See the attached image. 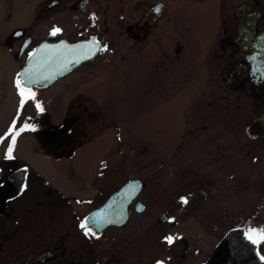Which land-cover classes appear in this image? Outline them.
<instances>
[{"label": "rangeland", "instance_id": "1", "mask_svg": "<svg viewBox=\"0 0 264 264\" xmlns=\"http://www.w3.org/2000/svg\"><path fill=\"white\" fill-rule=\"evenodd\" d=\"M30 1L0 0V135L9 133L13 125L14 130L18 131L26 123L37 131H40L39 127L47 131L40 133V140L35 133L22 134L16 141L19 150L13 152V156L39 170L48 180L54 179L56 184L61 185L56 180L53 167H50L52 159L49 157L57 159L56 156H59L56 164L62 166L65 153L62 148L47 149L45 145L42 149L39 142L46 143L50 137L61 144L64 131L69 127L72 134L66 139L67 144L72 142L76 145L81 141L83 150L79 153L76 150V153L81 163L86 164V171H90L93 164L99 163L101 167V197L91 201L94 191L87 187V182L83 190L85 193L80 195L79 192L77 195L81 204L88 205L87 212L92 202L95 201L97 207L116 186L131 179H145L147 185L142 199H150L146 211L133 216L125 228L118 231L109 229L104 233L107 238L115 239L111 241L114 244H107V247H116L117 253L126 257L123 264H157L159 260H166V264L175 263L167 254L173 248L177 252L176 247H163L161 251V246L156 242H161L158 235L163 234L158 226L150 224L152 220L157 222L158 215L164 212L163 206L167 205L179 206V210L176 212V226L163 228L164 233L176 236L175 231H179L184 237L186 230L189 233L193 231V242L201 247L211 242L217 243L223 234L246 233L249 228L264 229V193L259 186V179L264 181V141L252 143L243 133L250 121L264 113V108H258L251 99L244 102V99L238 98L240 92L228 86L227 76L235 62L232 53L229 65L223 70L213 68L207 73L206 65H201L203 58L210 54L207 50L218 42L222 31L230 33L234 28V19L224 15L228 7L181 1L176 23L177 37L173 35V42L183 44L184 52L174 67L167 69V84L162 92L144 81L148 72L145 55L141 54L122 66L75 70L69 77L76 78L75 81L84 79L85 84L74 81L69 89L73 94L65 98L63 104L53 98L54 89L44 91L37 103L43 109L41 111L32 101L21 107L18 89L12 84L19 68L1 46L7 27L30 24ZM36 1L40 0H32V3ZM6 2H12L13 16L8 24H5L6 15L4 17ZM232 8L234 6L230 4V10ZM80 25L78 17H61L36 28L44 32L49 28H58L60 34H66L80 28ZM106 60L102 57L98 59V64ZM169 65L172 63L166 61L165 66ZM84 90L86 94L77 95ZM72 97L78 100L68 101ZM240 105L245 108L240 110ZM55 130L59 131L58 135L55 133L51 137L50 132ZM10 143L11 136H7L5 145L0 147V157L2 149L5 152ZM165 162L170 166L168 185L166 190L160 186V190L165 192L160 196L157 179ZM193 164L194 168L199 169L208 164L209 168L204 170L212 178L208 184L207 180L195 174V181L203 185L206 183L204 187L210 195L209 201L199 206L196 213H200L202 207L208 213V221L217 220L216 225L208 227L206 231L193 224V211L185 214L181 208L184 205L190 207L195 197L193 168L192 175L183 180V169L193 167ZM240 169L244 170L245 177L239 179ZM173 172L177 174V179ZM64 174L69 183L66 169L61 176ZM242 181L244 183L241 185ZM81 197L87 199L82 200ZM181 197L187 198L188 203L183 204ZM167 214L173 215L171 212ZM198 219L204 220L205 217ZM75 230L76 236L84 237L83 231L76 227ZM148 232L157 236L158 240L149 237ZM85 240L86 252H92L93 244L88 236H85ZM186 242L192 241L187 239ZM258 248L261 256H264V243ZM194 264H202V259Z\"/></svg>", "mask_w": 264, "mask_h": 264}, {"label": "flooded vegetation", "instance_id": "2", "mask_svg": "<svg viewBox=\"0 0 264 264\" xmlns=\"http://www.w3.org/2000/svg\"><path fill=\"white\" fill-rule=\"evenodd\" d=\"M181 1L40 0L32 3L31 0L28 7V17H30L28 22L30 24L25 27H5L6 29L3 33L5 36L1 40V46L11 56L14 63L18 65L19 71L26 63L30 54L42 43L52 46L61 40L65 41L67 46L80 44V47L87 48L86 50H90L93 47V56L70 73L81 68L92 69L97 67L122 66L135 56L144 54L146 58L145 68L148 72V76L144 78V81L155 85L152 87H156L158 88V92H162L167 84V69L172 66L174 67V64L178 62L184 52L183 44H180L178 41L173 42L175 40L173 35L177 37L176 23L180 15ZM184 1H192L194 4L200 5L203 3L205 5L218 4L226 6L228 7V12L224 15L235 21L234 28H232L233 31L231 30L230 33H227L228 31L226 30L222 31L218 36L217 45L212 44L207 50L210 54L203 58L201 62L202 66L206 65L207 73L213 68L225 69L226 65H229L231 53L235 57V62L230 70L242 62L239 47L235 44L237 34L236 24L238 22L235 12L240 6L246 4L252 6L246 11L244 16L252 13L259 14L255 25L254 39L264 33V0ZM11 3L6 2L4 6V17L5 15L7 17L5 24H8V21L13 16ZM230 4L231 7L234 6L232 10H230ZM23 6L26 7V4H23ZM61 17H78L81 20V27L73 29L66 34L58 33L55 36L51 35L53 31L51 28L45 32L36 28L44 22L49 23L53 19ZM96 42H99L101 48L107 46L108 50H99L96 47ZM205 47L207 48V46ZM102 57H105L107 60L98 64V59ZM214 58L216 59V65L214 64ZM166 61L172 63V65L165 66ZM70 73L55 78L51 84L45 87H31L35 93V99H29L25 103L32 101L37 104L44 91L47 92L54 89L52 91L53 98L59 104H63L64 99L68 98L71 93L73 94L69 89L76 78H70ZM16 79L17 77H15L12 83L15 87ZM75 82L85 84L84 79ZM60 84L63 86L59 87ZM237 90L240 92L238 98L244 99V102L246 99H251L258 108H264V85L257 86L251 82L250 78H247ZM61 91L64 92L61 93ZM84 94H86L85 90L79 92L77 95ZM77 100V98L72 97L68 101ZM240 106V110L245 108L242 105ZM66 110H68V106ZM261 116H264V113ZM39 128L40 131L35 130L32 132H28L30 130L20 131L19 129L20 135L16 137V141L24 133H35L38 140H40V133H47V131H43L41 127ZM55 133L58 135L59 131L50 132V136L53 137ZM70 134H72V130L68 127L64 131V141L61 144L57 140L50 139V137L46 143L39 142L42 149L45 145L47 149L62 148V151L65 153L64 158H62L65 160V163L62 166L56 164L59 156H56L57 159L49 157L52 159L50 160V167H53L56 180L61 185L56 184L54 179L48 180L49 178L45 177L39 170L34 169L27 162H22L19 158L16 159L13 156L14 158L11 160L6 159L5 155L8 146L5 148V152L2 149L0 157V264H123V260H126L124 255L121 256L120 253H117L116 247H107V244H114L111 241L115 239L107 238L104 233L109 229L111 231H118L125 228L133 216L142 215L146 211L150 199H142V194L147 183L143 177L137 178L142 183V189L134 202L129 206L130 221L127 225L119 229L114 227L108 228L98 236L99 238L91 235L88 236L90 243L93 244V251L87 253L86 244L84 243L86 241L84 230L81 229L80 224L87 213H90L101 204L95 207V201L91 205L88 203L90 206L87 212L86 206L88 205L85 203L81 204L80 197L77 195L79 192L80 195L82 194L87 182V187L94 191V196L90 198L91 201L100 198L103 178L100 174L101 167L99 163L93 164L90 171H86V164L84 162V164L81 163V159H78V153L81 149L83 150V144H81V141L76 145L72 142L67 144L66 139L70 137ZM0 137H6V135L2 134ZM5 139L0 141V147L5 145ZM249 141L252 143L257 142L258 144L264 141V138ZM18 150L19 145L16 144L13 152ZM76 150H78V153H76ZM34 151L36 152V148ZM242 158L244 157L242 156ZM192 168L193 193L195 197H193V204H190V207L186 205L181 207L182 213L186 214L189 211H193V224L197 228H202L206 231L208 227L215 226L217 220L208 221V213L204 212L202 207H200V213H196L199 206H203L209 201L210 195L208 189L204 187L206 183L203 185L195 181V174L199 175L200 179L207 180L208 184L212 178H209V174L204 170L209 168L208 164H205L200 169L194 168L193 164V167L183 169V180L192 175ZM64 169L67 170L68 177H70L69 183L65 174L61 176L64 173ZM169 169V163H162L157 179L160 196L165 195V192L160 190V186L165 189L166 184L168 185L167 176ZM173 173L177 179V174ZM243 173L244 170L240 169L238 174L239 179L241 176L245 177ZM104 181L106 183L107 177L104 178ZM22 182L27 184L26 189L23 191H21ZM243 183L244 181H242L241 185ZM259 186L260 191L264 193V181L261 179H259ZM119 187L113 188L111 193L117 191ZM81 199L84 200L85 198L81 197ZM138 203L143 206L141 213L136 211V204ZM171 206H163L165 208L164 212L158 215L157 222L152 220L150 223L152 226H158L163 234L162 236L158 235L159 238L161 237V242H156L161 246V251L163 247L165 249H171L173 246L176 247L177 252L173 248V251H169L167 254L175 262L174 264H194L199 259H202V264H208L213 253L217 250L223 239L229 236V233L223 234L217 243L214 242L213 244L211 242L208 245L205 244L203 247L193 242V231L189 233V230H186L184 232L185 238L183 237V233H179V231H175L176 236L172 233H164V229L174 227L177 223L178 214L176 215V212H178L179 206ZM185 208L187 209L184 210ZM167 212H171L173 215L167 214ZM203 217H205L204 220L198 219ZM75 221L76 224L74 223ZM74 226L83 231L84 237L75 235L76 230ZM233 234L236 238L231 245V249L236 250L239 257L236 264H264L260 259L261 253L258 246L252 245L247 240L243 231ZM148 236L158 240L157 236H152L149 232ZM167 236L178 237V239H175L174 244L171 246L165 240ZM187 239H190L192 242H186ZM162 262L166 264V260Z\"/></svg>", "mask_w": 264, "mask_h": 264}, {"label": "water", "instance_id": "3", "mask_svg": "<svg viewBox=\"0 0 264 264\" xmlns=\"http://www.w3.org/2000/svg\"><path fill=\"white\" fill-rule=\"evenodd\" d=\"M251 7L247 4L242 5L235 12L238 19L235 44L239 47L242 62L232 68L227 77V84L233 90L239 89L247 78L257 86L264 85V33L254 39L259 14L244 16ZM86 49L80 47V44L67 46L63 40L52 46L42 43L28 57L18 76L24 86L45 87L55 78L68 74L92 57L93 47L90 50ZM244 135L249 140L263 139L264 116L250 121L244 128ZM141 189L142 183L138 179L128 181L84 218L83 222H87L96 233L94 237L100 236L108 227L121 228L129 222L128 208ZM142 210L143 206L139 204L136 211ZM235 238L234 234L226 236L208 264H236L239 257L237 251L231 249Z\"/></svg>", "mask_w": 264, "mask_h": 264}, {"label": "snow or ice", "instance_id": "4", "mask_svg": "<svg viewBox=\"0 0 264 264\" xmlns=\"http://www.w3.org/2000/svg\"><path fill=\"white\" fill-rule=\"evenodd\" d=\"M60 32V29L56 28L51 32V35L55 36ZM96 47L99 48V50L101 51H107V46H103L102 48L99 45V42H96ZM32 55V54H30ZM16 87L19 90V95L21 97V107H23L24 103L29 100V99H35V93L32 91V89L30 87L24 86L18 76V78L15 81ZM37 108L41 111H43V109L41 108V106L39 104L36 105ZM24 130H30V131H35V128L31 127L29 124H25L23 126L22 129H20V131H24ZM20 131H15L14 130V125L12 127H10L9 129V133L6 134V137H0V141H2L3 139L7 138V136H11V143L8 145L7 151H6V155L5 158L8 160L13 159V150L14 147L16 145V137L20 135ZM26 179V178H25ZM27 184L23 183L21 184V191H23L24 189H26ZM181 202L183 204H187L188 200L185 197H181ZM81 229L84 230V235L85 236H95L96 233L92 231V229L89 227L87 222H82L80 224ZM247 240L255 246L260 245L261 243H264V229H253V228H249L247 230V232L245 233ZM99 238V237H97ZM175 239H178V237H173V236H167L165 237V240L167 242V244L172 245L175 241ZM261 260H264V256L260 257ZM157 264H163L162 261H157Z\"/></svg>", "mask_w": 264, "mask_h": 264}]
</instances>
